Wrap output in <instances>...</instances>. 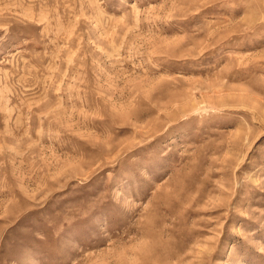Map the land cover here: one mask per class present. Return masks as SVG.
<instances>
[{
    "label": "rangeland",
    "instance_id": "obj_1",
    "mask_svg": "<svg viewBox=\"0 0 264 264\" xmlns=\"http://www.w3.org/2000/svg\"><path fill=\"white\" fill-rule=\"evenodd\" d=\"M0 264H264V0H0Z\"/></svg>",
    "mask_w": 264,
    "mask_h": 264
}]
</instances>
